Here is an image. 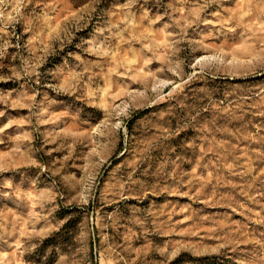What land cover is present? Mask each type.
<instances>
[{
	"label": "rangeland",
	"instance_id": "374dc122",
	"mask_svg": "<svg viewBox=\"0 0 264 264\" xmlns=\"http://www.w3.org/2000/svg\"><path fill=\"white\" fill-rule=\"evenodd\" d=\"M69 217L51 264H264V0H0V264Z\"/></svg>",
	"mask_w": 264,
	"mask_h": 264
},
{
	"label": "trees",
	"instance_id": "16d2710c",
	"mask_svg": "<svg viewBox=\"0 0 264 264\" xmlns=\"http://www.w3.org/2000/svg\"><path fill=\"white\" fill-rule=\"evenodd\" d=\"M74 211V208H71ZM76 219L69 217L62 226L55 232L51 233L48 237L35 248V253L31 256L30 260L35 262H45V264H51L53 256L44 258V253L49 248L51 254H56V250L59 248L63 250V245L68 243L72 237V231L75 225ZM167 264H240L222 254H206V255H192L189 252L181 251L175 257H173Z\"/></svg>",
	"mask_w": 264,
	"mask_h": 264
}]
</instances>
